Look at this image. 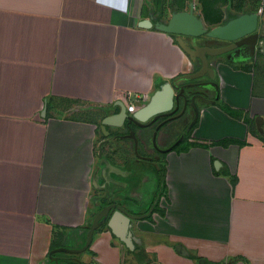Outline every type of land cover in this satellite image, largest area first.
Here are the masks:
<instances>
[{
    "label": "crops",
    "instance_id": "1",
    "mask_svg": "<svg viewBox=\"0 0 264 264\" xmlns=\"http://www.w3.org/2000/svg\"><path fill=\"white\" fill-rule=\"evenodd\" d=\"M206 1L0 0V264H50V251L80 248L108 204L145 213L157 174L126 167L133 159L113 151L122 143L101 121L119 102L143 107L198 68L155 22L193 4L208 28L247 12L264 28L263 0ZM259 47L247 63L210 59L219 98L202 104L188 150L168 153L157 209L134 223L144 264L154 256L155 264H264L262 37ZM105 162L112 168L103 173ZM123 250L102 228L86 251L67 255L76 264H139Z\"/></svg>",
    "mask_w": 264,
    "mask_h": 264
},
{
    "label": "water",
    "instance_id": "2",
    "mask_svg": "<svg viewBox=\"0 0 264 264\" xmlns=\"http://www.w3.org/2000/svg\"><path fill=\"white\" fill-rule=\"evenodd\" d=\"M225 22L222 25L208 28L201 18H198L194 14L193 4H190L188 11L174 12L171 14L167 21L155 22L153 24L150 20H143L140 23V27L146 29L153 26L158 30L166 34L175 35V41L178 46L185 51L192 61L198 58L201 62L200 70L192 75H186L183 79L192 80L203 77L205 73H208L209 77L214 78L215 71L209 67L208 57L217 56L223 53L229 52L231 48L244 50L248 48L250 50V58L253 57L255 48L259 49L258 38L263 36V32L258 28L259 15L254 12H247L236 15L235 17H224ZM261 33H259V32ZM205 36L213 41L223 42H235L231 48H217L211 49L208 47H199L197 39ZM182 38L189 39L188 47L186 42ZM257 46V47H256ZM178 78L173 79L171 83H165L162 85L150 98L148 103L143 107H138L132 114L126 112V107L123 103L119 102L118 112L105 116L100 125V130L105 136L109 135V128L118 129L126 120L128 123L134 125H140L141 122L147 120L152 116H158L168 112L173 102L178 108L182 101L184 109H186L187 103H190V107L194 109V120L190 123L187 131H189L195 124L202 111L195 105V100L200 99L203 103L213 104L215 101H208L203 97L202 93L191 91L190 88H195L196 85L180 86ZM205 85V84H204ZM203 87V84L201 85ZM174 96V97H173ZM262 123L261 117L256 118V124L259 126ZM260 127V126H259ZM133 139L135 137L133 136ZM181 140V139H180ZM179 140V141H180ZM106 143V141L104 142ZM103 144V143H102ZM101 144V145H102ZM178 144L168 148V152L172 150ZM100 150V148H99ZM100 154V153H99ZM220 165L217 161L215 165ZM112 166L108 163H104V170H111ZM149 211L146 215L135 216L128 213L121 206L110 204L104 206L97 212L90 225L86 228L85 243L82 247L77 249L58 248L49 252V259L53 261V264H57L56 257H52L57 252H63L65 254L78 255L86 251L92 244L93 236L103 225H106L111 234L116 237L129 251H134V240H139L131 237L129 229L131 228L132 220H141L147 215H150ZM137 252V250L135 251Z\"/></svg>",
    "mask_w": 264,
    "mask_h": 264
},
{
    "label": "flooded vegetation",
    "instance_id": "3",
    "mask_svg": "<svg viewBox=\"0 0 264 264\" xmlns=\"http://www.w3.org/2000/svg\"><path fill=\"white\" fill-rule=\"evenodd\" d=\"M194 14L198 18H200V16L196 14L195 11H194ZM172 36L176 38L175 35H172ZM261 37L262 36H260L257 40L258 45L261 41ZM182 39L189 41V39L187 38H182ZM197 41H198L197 43L199 47H208L211 49H214V48L215 49L217 48H228L229 49L232 46H234V43H235V42L213 41L209 38H206L205 36L199 37ZM188 47L190 46L188 45ZM257 52H259V49L255 48L254 54ZM212 58L216 60L222 59L226 62L230 61L232 63L240 61V60L241 61L244 60V63H247L252 57L250 58V50L248 48H244V50H240V49H234L232 47L229 52H226V53H223L217 56H209L208 57L209 67H210V59ZM191 63L197 65L198 68L196 70L194 69L193 72L187 75L195 74L201 68V62L198 58H195L194 61L191 60ZM204 76H205L204 80L201 82H198L197 80L192 81V80H187V79H180L179 81L182 82L180 86L196 85L195 88L191 87L190 90L194 92L198 91L202 93L203 97H205V99H207L208 101L213 100L216 102L220 94V84H219L217 72H215L214 78L209 77L208 73H205ZM171 82L172 81H170V83ZM202 84H203V87H201ZM202 104L203 102L200 99L195 100V105L198 108H201ZM124 105L125 107H127L125 103ZM137 108L138 107H136V109ZM193 120H194V109L190 107V103H187L186 109H184L182 101L180 102L178 108H176L173 102L168 112L158 115V116L149 117L147 118L146 121L141 122L140 125H134V124L128 123L125 120L120 128L113 129V130L109 129L108 138L109 139L111 138V140H115V141L119 140L122 143V145H116L113 151L120 153L123 156L125 155V158H131L133 159L132 161L138 163L139 167H136V168H139L141 170L140 175L142 177L146 175V172L148 170H151L153 174H155L156 172L157 174L156 178L158 182L157 184H159V186H162V184H164V181H163V170L164 169L163 168H164L165 158L168 155V153H170L173 149H176V147H179L180 144L184 142V139L188 135H191L193 131L192 129L194 128V125L197 123L198 119L195 122V124L192 126V128L189 131H187V128L189 127L190 123H192ZM176 133H178V136L175 135ZM133 136L135 137V139H133ZM169 137L171 138L175 137V139L170 142ZM177 142L178 144L175 147H173L170 152H168V148L173 146ZM132 161L126 159L125 160L126 167L129 165L127 163H130ZM159 163L162 164L161 167H159ZM148 193L149 195L146 196L148 200H147V203L145 204V208H147L145 213L136 215V214L130 213L129 210L127 209L125 210L128 213L135 215V216H140V215L143 216L144 214L146 215L149 211H151L150 214L153 213V211L157 209L161 190L158 187L157 189H153V190L150 189ZM143 194H144V191L141 194L140 192H138L137 196H135L137 206L140 204L141 205L144 204V199L140 197V195H143ZM111 204H115V203H111ZM115 205L121 206L119 204H115ZM135 221L136 220L131 221L132 224H131V228L129 229L132 238H135L133 234V227H134ZM102 228H107V227L106 225H103L101 228L98 229V231L101 230ZM135 239H139V238H135ZM134 244H135V249L134 251H130V252L134 254H139L143 252L144 254H146L142 246L143 243L140 241V239L137 241L134 240ZM122 245L124 249H127L124 244ZM136 250L137 252H135ZM52 257H54V255H52ZM75 261H77V257L70 256V257H66V259L61 258L59 262H63L64 264H72Z\"/></svg>",
    "mask_w": 264,
    "mask_h": 264
},
{
    "label": "rangeland",
    "instance_id": "4",
    "mask_svg": "<svg viewBox=\"0 0 264 264\" xmlns=\"http://www.w3.org/2000/svg\"><path fill=\"white\" fill-rule=\"evenodd\" d=\"M261 4H262V8H263V16H264V0L262 1ZM259 30L264 32V28H261ZM262 38H264V35L262 36ZM262 53L264 54V52H262ZM259 58H261V57L259 56ZM263 82H264V70L259 69L258 72H256V81H255V83H256L255 91L256 92H261V93L263 92L264 93V85H261ZM135 105L138 106V104H135ZM128 164H129L130 167H133L132 169H135L136 167H139V164L134 162V161H132V162H130ZM143 242L144 241H142V243ZM142 246H144V243L142 244ZM124 253H126L127 256L131 255V254L127 253L126 251H124ZM134 259L137 261V258H134ZM155 261H156V257L154 256L151 260L148 261V264H155ZM41 264H47V262L45 261L44 263H41ZM72 264H76V263L74 262Z\"/></svg>",
    "mask_w": 264,
    "mask_h": 264
},
{
    "label": "trees",
    "instance_id": "5",
    "mask_svg": "<svg viewBox=\"0 0 264 264\" xmlns=\"http://www.w3.org/2000/svg\"><path fill=\"white\" fill-rule=\"evenodd\" d=\"M202 1V3L204 4V6L206 5V3H208L209 5L211 4V3H209V2H207L206 0H201ZM212 5V4H211ZM206 10H208V12H214V9H205V11ZM186 140H187V137L185 138V140H184V142L182 143V144H180V146L179 147H176V149L179 151H186V150H188V148L191 146V145H189V144H186ZM228 142H235V141H233V140H229ZM163 183V182H162ZM160 190H161V194H162V192H164V190H165V188H164V184H162V186L159 188ZM161 214L163 215V211H161ZM84 244H82V246H83ZM127 250V249H126ZM127 252L129 253V254H132L133 256H135L136 258H137V261H138V263L139 264H144L145 263V259L147 258L146 257V254H144L143 252H141V253H139V254H134V253H132V252H130L129 250H127ZM55 256H60V257H64V256H69V255H67V254H63V253H60V254H54V257ZM244 263L245 264H249L248 263V261H246V260H244ZM50 264H53V262H50Z\"/></svg>",
    "mask_w": 264,
    "mask_h": 264
},
{
    "label": "built area",
    "instance_id": "6",
    "mask_svg": "<svg viewBox=\"0 0 264 264\" xmlns=\"http://www.w3.org/2000/svg\"><path fill=\"white\" fill-rule=\"evenodd\" d=\"M126 106H127V107H126V112H127L128 114H132V113L135 112L136 107H135L134 104L127 103Z\"/></svg>",
    "mask_w": 264,
    "mask_h": 264
}]
</instances>
